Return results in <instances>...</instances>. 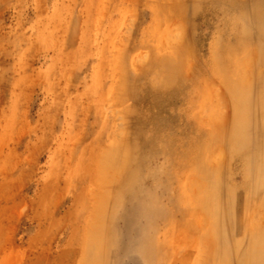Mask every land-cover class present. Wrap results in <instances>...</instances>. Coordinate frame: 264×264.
I'll use <instances>...</instances> for the list:
<instances>
[{"label":"rangeland","instance_id":"1","mask_svg":"<svg viewBox=\"0 0 264 264\" xmlns=\"http://www.w3.org/2000/svg\"><path fill=\"white\" fill-rule=\"evenodd\" d=\"M229 1L0 0V264H210L189 226L210 220L224 264L244 191L228 84L251 137L264 101L263 2ZM245 220L264 234V207Z\"/></svg>","mask_w":264,"mask_h":264},{"label":"bare ground","instance_id":"2","mask_svg":"<svg viewBox=\"0 0 264 264\" xmlns=\"http://www.w3.org/2000/svg\"><path fill=\"white\" fill-rule=\"evenodd\" d=\"M263 2L264 0H257ZM227 3H230L227 0ZM231 4V3H230ZM263 4L258 6V4H250L247 9V13L252 14V22L258 26V34L260 35L261 42L260 45H264V7ZM240 71L239 65H236L235 69H232L231 76L236 77V74ZM171 85L170 82L166 84ZM233 87L238 91L237 98L231 99L232 104H236L239 107L234 114L232 124V135L227 136V147L229 152L235 153L238 150H241L240 160H241V172L242 179L239 181L240 186L244 188L242 199V212L238 217L240 224L239 232L241 233L235 239V246L228 248V246L223 247V251L226 252L227 256L224 259V264H229L230 257L234 259L243 258L247 264H264V234L262 232H255V229L251 226H248L246 223V217L252 210H258V208L264 207V101L263 104L258 106V112L260 114V121L258 123L259 132L257 136H250L249 133L246 134V128L251 126V123H248L247 110L248 106L251 104L246 98V92L242 82L239 80L237 86L228 84V88ZM264 100V92L262 94ZM245 111V113H244ZM215 141L220 146V139L222 136L218 137V133L214 135L211 133ZM203 164V162L201 163ZM205 166L200 168V174L206 175L207 170ZM211 172V170L209 171ZM197 177L194 175V178ZM196 179V178H195ZM203 202L214 207V200L212 196H203L201 197ZM114 204L120 206L121 201L116 199ZM191 226L197 227L196 231H192L190 239H209L212 242V245L208 252L210 257L208 261L210 264H217L218 255L221 252L219 249V242L223 239L221 233H218L215 228L214 222L208 221L206 226H200L197 223H190ZM128 225L126 224V229ZM102 239L101 231L97 232L96 241ZM247 240V242L245 241ZM246 242V243H245ZM102 250H98L95 255H100ZM93 257V256H92ZM96 257V256H95ZM93 257V258H95ZM99 258V256H97ZM90 261V258L87 255H83L77 261V264H85Z\"/></svg>","mask_w":264,"mask_h":264}]
</instances>
